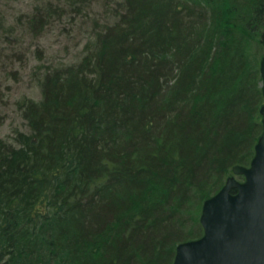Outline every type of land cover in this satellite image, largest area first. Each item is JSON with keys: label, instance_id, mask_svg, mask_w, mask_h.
<instances>
[{"label": "trees", "instance_id": "trees-1", "mask_svg": "<svg viewBox=\"0 0 264 264\" xmlns=\"http://www.w3.org/2000/svg\"><path fill=\"white\" fill-rule=\"evenodd\" d=\"M113 1L0 145V264H173L199 201L255 155L264 0Z\"/></svg>", "mask_w": 264, "mask_h": 264}, {"label": "rangeland", "instance_id": "rangeland-1", "mask_svg": "<svg viewBox=\"0 0 264 264\" xmlns=\"http://www.w3.org/2000/svg\"><path fill=\"white\" fill-rule=\"evenodd\" d=\"M78 1L69 5L67 0H0V145L15 144L18 133L28 131L22 100L41 101L42 72L82 58L92 27L103 23L106 12L115 7L113 0ZM48 4L54 7L52 15L45 14L49 23L32 29L29 19ZM255 46L251 45L254 66L261 56ZM199 203L203 206L204 200Z\"/></svg>", "mask_w": 264, "mask_h": 264}, {"label": "water", "instance_id": "water-1", "mask_svg": "<svg viewBox=\"0 0 264 264\" xmlns=\"http://www.w3.org/2000/svg\"><path fill=\"white\" fill-rule=\"evenodd\" d=\"M260 72L264 96V55ZM260 114L263 131L250 165L234 166L224 186L204 201V233L180 243L173 264H264V105Z\"/></svg>", "mask_w": 264, "mask_h": 264}]
</instances>
